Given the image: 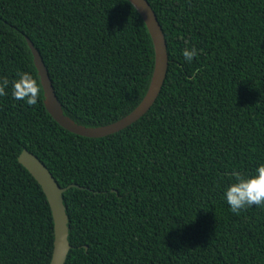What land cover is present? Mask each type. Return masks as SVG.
I'll use <instances>...</instances> for the list:
<instances>
[{"label": "trees", "instance_id": "obj_1", "mask_svg": "<svg viewBox=\"0 0 264 264\" xmlns=\"http://www.w3.org/2000/svg\"><path fill=\"white\" fill-rule=\"evenodd\" d=\"M169 69L152 109L127 129L87 138L62 128L26 38L64 113L100 127L143 100L155 67L148 28L128 0H0V264H51L47 197L19 163L26 149L64 194L66 264H264V207L231 212L229 174L264 163V0H148ZM198 49L191 63L183 50ZM40 87L29 106L11 82Z\"/></svg>", "mask_w": 264, "mask_h": 264}, {"label": "water", "instance_id": "obj_2", "mask_svg": "<svg viewBox=\"0 0 264 264\" xmlns=\"http://www.w3.org/2000/svg\"><path fill=\"white\" fill-rule=\"evenodd\" d=\"M145 22L155 50V67L147 93L141 103L127 116L105 126L87 127L77 124L64 113L63 105L57 97L49 71L33 42L26 38L33 55L34 64L44 91V104L51 117L64 129L78 136L104 138L119 133L142 119L155 105L165 84L169 69L167 40L159 19L148 0H128ZM19 163L35 178L42 187L50 204L54 220V251L51 264H66L72 246L69 241L70 227L64 194L72 189H82L73 184L61 187L45 164L34 154L24 149L18 157Z\"/></svg>", "mask_w": 264, "mask_h": 264}, {"label": "clouds", "instance_id": "obj_3", "mask_svg": "<svg viewBox=\"0 0 264 264\" xmlns=\"http://www.w3.org/2000/svg\"><path fill=\"white\" fill-rule=\"evenodd\" d=\"M184 60L191 63L198 55L196 47L185 48L182 52ZM9 80L0 77V96L7 94ZM12 97L24 101L29 106L38 102L40 87L33 75L28 72L17 74V78L11 82ZM222 198L234 214L253 206L264 207V163L259 164L250 174L233 170L229 174L227 187L222 192Z\"/></svg>", "mask_w": 264, "mask_h": 264}]
</instances>
